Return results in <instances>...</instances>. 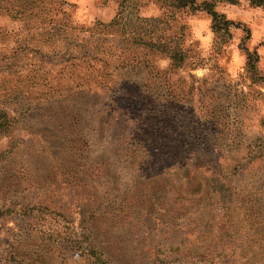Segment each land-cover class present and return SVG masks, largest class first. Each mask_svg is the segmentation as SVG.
<instances>
[{"label":"rangeland","instance_id":"374dc122","mask_svg":"<svg viewBox=\"0 0 264 264\" xmlns=\"http://www.w3.org/2000/svg\"><path fill=\"white\" fill-rule=\"evenodd\" d=\"M26 1L0 0V264H264V7H215L253 82L202 11Z\"/></svg>","mask_w":264,"mask_h":264},{"label":"trees","instance_id":"16d2710c","mask_svg":"<svg viewBox=\"0 0 264 264\" xmlns=\"http://www.w3.org/2000/svg\"><path fill=\"white\" fill-rule=\"evenodd\" d=\"M33 0H27L26 3H29V6L25 8V11L21 14L22 16H26V20H30L36 18L37 13L32 12L31 2ZM240 0H205L200 3H197L196 0H166L163 3L168 8L171 9H183L189 8L191 11H202L206 15L210 17L211 20V30L215 34V38L217 39V43L215 44V48L219 49L223 46L227 40L231 39L230 29H239L242 28V31L245 33V36L240 40L239 48L244 52L246 56V71L250 76V79L254 81H259L261 77H259L256 71V63L258 62V57L256 52L250 51L246 48L245 43L250 39L249 30L240 23H234L228 20L223 14H220L216 11V3L224 2L230 5H236ZM251 6L254 7H264V0H246ZM152 23H159V19L155 18L151 21ZM173 38L169 39L166 43L157 41H148L145 42L142 38H137V44L143 45L146 48H150L154 51L161 52L166 55V57L171 61L173 65L181 64L185 59V54L179 49L170 48V43ZM169 47V48H168ZM247 164H250L248 162ZM238 165V164H237ZM245 166V165H244ZM222 181V180H221ZM221 253H224V250H221ZM236 252H231L230 256H234ZM228 255V254H227Z\"/></svg>","mask_w":264,"mask_h":264}]
</instances>
